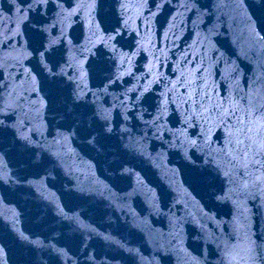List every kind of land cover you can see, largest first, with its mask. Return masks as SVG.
<instances>
[{
    "label": "snow or ice",
    "instance_id": "snow-or-ice-1",
    "mask_svg": "<svg viewBox=\"0 0 264 264\" xmlns=\"http://www.w3.org/2000/svg\"><path fill=\"white\" fill-rule=\"evenodd\" d=\"M5 11L0 264H264V0Z\"/></svg>",
    "mask_w": 264,
    "mask_h": 264
}]
</instances>
